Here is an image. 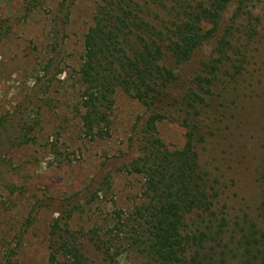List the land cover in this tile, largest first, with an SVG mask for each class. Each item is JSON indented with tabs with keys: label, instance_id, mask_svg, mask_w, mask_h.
Segmentation results:
<instances>
[{
	"label": "trees",
	"instance_id": "trees-1",
	"mask_svg": "<svg viewBox=\"0 0 264 264\" xmlns=\"http://www.w3.org/2000/svg\"><path fill=\"white\" fill-rule=\"evenodd\" d=\"M97 1L77 72L80 132L91 142L109 137L117 95L137 102L143 114L129 138L136 157L122 171L143 185L133 207L86 229L71 228L75 206L61 212L48 264H264V160L250 200L232 184L227 159L241 122L233 99L253 59L263 0H178L170 8L163 0ZM153 7L165 8L166 19ZM9 25L0 21V40ZM206 46L207 59L179 90ZM25 116L0 120V151L32 141ZM166 122L184 131L181 148L161 142ZM100 191L110 194L109 178L89 204Z\"/></svg>",
	"mask_w": 264,
	"mask_h": 264
},
{
	"label": "rangeland",
	"instance_id": "rangeland-1",
	"mask_svg": "<svg viewBox=\"0 0 264 264\" xmlns=\"http://www.w3.org/2000/svg\"><path fill=\"white\" fill-rule=\"evenodd\" d=\"M163 1L170 8L178 0ZM96 2L0 0V21L11 25L0 40V120L26 114L33 136L23 146L0 151V264H48L51 226L70 206L76 207L71 228L86 229L93 218L127 211L139 199L141 176L122 169L136 157L129 138L143 114L140 105L118 94L109 137L91 142L80 132L77 72ZM165 8L153 7L155 16L166 19ZM255 13L262 25L233 99L241 122L232 130L234 146L227 156L232 184L250 200L258 194V169L264 164V0ZM209 54L206 46L192 58L179 90ZM158 135L169 149L184 145V131L176 124H161ZM107 178L110 194L100 191L89 204ZM96 206H102L101 215Z\"/></svg>",
	"mask_w": 264,
	"mask_h": 264
}]
</instances>
